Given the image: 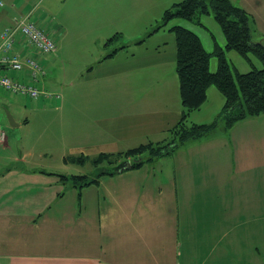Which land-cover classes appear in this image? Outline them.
Listing matches in <instances>:
<instances>
[{
  "label": "crops",
  "instance_id": "crops-1",
  "mask_svg": "<svg viewBox=\"0 0 264 264\" xmlns=\"http://www.w3.org/2000/svg\"><path fill=\"white\" fill-rule=\"evenodd\" d=\"M44 1L8 0L10 5L0 13V21L10 25L13 17L33 11L32 20L49 35L56 33L57 36L58 30L51 27V20L45 19V13L39 10V3ZM172 1L163 0L158 6L166 10ZM231 1L253 20L255 39L264 38V0ZM46 4L51 8V0ZM47 12L51 15V11ZM175 25L178 24L172 26ZM178 26L192 31L200 39L196 31L182 24ZM64 38H61L63 42ZM110 43L111 40H105L103 49L108 51ZM155 45L154 52L136 56L127 48L106 52L82 74L79 93L73 94L74 99L61 86L52 87L47 74L41 78L39 89L48 96H58L56 99L41 97L45 104L41 109L51 108L64 115L58 135L69 130L87 135V128H98L108 138L105 135L96 138L88 150H97L99 154L117 153L122 143L139 137L147 139L174 126L181 117L180 98L181 107L165 102L161 90L147 88L152 82L159 87L160 79L154 67L162 64L161 57L165 59L162 53L165 40L160 39ZM210 46H213L212 41ZM208 47L205 50L208 51ZM156 56H159L158 61ZM49 57L43 59L48 74L50 69L45 62ZM55 63L56 59L52 58L50 64L54 70L64 66L59 63L55 67ZM136 68L138 74L133 88L127 77ZM9 75L25 79L24 73ZM92 82L94 84L90 85ZM49 86L53 91L46 90ZM71 86L73 92L72 88L77 87ZM171 90L173 95L178 92L174 83ZM14 123L21 126L17 121ZM26 123L24 120L23 124ZM223 134L224 137L208 135L186 144L190 146L187 150L190 153L198 145L194 146V142L206 140L205 147L196 152L204 156L212 150L211 154L216 157V153L221 164L214 159L208 165L193 163L189 166L190 162L189 165H173L163 158L156 165L145 164L139 169L100 177L97 184L81 189L79 201L78 188L60 182L52 175L51 168H44L45 164L35 157L49 156L48 149L16 150L13 151L16 155L9 159L12 156L5 155L9 150L7 138L0 145V164L6 169L0 173V264H207L209 261L222 264L216 263L217 259H223L226 264H238L236 257L244 251L260 255L264 236L259 230L264 229V204L256 223L253 219L242 223L239 220L242 216L234 219L230 207L221 205L222 192L215 195L212 187L215 180H225L231 190L230 198L234 199L241 182L243 190L238 192L241 199L251 189L250 180H253L255 192L264 199V187L259 184L264 177V114L237 122ZM70 156L72 154L63 153L65 165L71 163L67 160ZM31 163L35 166H30ZM184 167L197 173L206 171V176L201 175V178L208 191L197 199L192 198L191 202L183 201L178 193V187L189 189L184 183L185 175L177 173ZM222 168L228 171L226 177ZM219 169L221 173H216ZM98 171L83 175L93 179ZM201 178H198V187ZM194 201L197 206H192ZM220 244L223 249L217 250Z\"/></svg>",
  "mask_w": 264,
  "mask_h": 264
},
{
  "label": "rangeland",
  "instance_id": "rangeland-1",
  "mask_svg": "<svg viewBox=\"0 0 264 264\" xmlns=\"http://www.w3.org/2000/svg\"><path fill=\"white\" fill-rule=\"evenodd\" d=\"M0 1V13H3L6 10V7L10 4L8 0ZM47 2L48 0L43 3L41 2L42 4L39 3V10L45 13V19L51 20V27L58 30L57 36L56 33L52 36L56 42V50L50 54L47 62H45L46 68L50 69V73L48 74L47 71V75L50 77L49 79L52 87L59 88L61 86L63 91L65 90L72 99H74V93H79L78 85L81 84L80 78L82 77V74L84 75V72L88 71L96 62H98V59L103 57V54L106 52L108 53L112 52L114 49L122 48L129 49L135 56L140 53L154 52V48L157 45H155V43H158L160 39H164L165 45H163L164 48L162 53L165 55L166 60L160 56L162 64L154 67L158 73L157 78L160 79L159 87H156L155 82H152L147 88H155L156 91L161 90L160 94H162L165 102L174 103V105L176 103V105L180 106L178 92L176 95H173L171 90L173 83L174 86H177L178 88L177 75L175 72L176 48L174 36L168 32L169 28L174 24H182L187 28L196 31L200 36L203 48L205 49L209 46L208 52L213 50V46H210V44L211 41L212 44L214 43V38L215 42L222 48L230 66L235 67L240 73L250 71L249 64L237 52L233 50L226 51L224 48V36L212 15L201 17V22H203V25L207 28V30H204L200 26L183 19H175L164 26L162 22L164 9H162L161 6H158L164 3L163 0H67L65 2L61 0H51V8L46 4ZM84 2L90 6L86 5ZM178 2H180V0H173L168 6H172ZM48 10L51 11V15L47 12ZM6 25L8 24L0 21V31ZM63 30L65 31L64 35L62 34ZM61 38H64V42ZM105 40H111V43L107 45L108 51L103 49ZM250 57L255 66L260 68L261 64L258 60L252 56ZM52 58L57 61L55 67L59 63L64 66H62V68L60 67V69L58 67L57 70H54L53 66L50 64ZM156 58V61H158L159 56H156ZM216 64V58L212 57L209 61V69L211 72L216 70ZM137 74V68L129 72L127 82L131 85L130 87L134 88L132 84L135 83ZM40 82L41 80L38 83V87H41ZM89 84L92 85L94 82ZM71 85L77 87L72 88L73 92L71 91ZM46 88V90L53 91L51 86ZM208 89L207 101L198 111L190 113L188 124H210L217 121L215 131L210 134V137L216 135L224 137V130L222 129L225 120L224 115H222L221 112L224 105V98L215 87H210ZM43 96L46 97L44 92L40 97ZM53 99L56 98L53 97ZM42 104H44V102L40 99L32 101L23 96L10 95L0 90V130L5 134L3 139H1L0 135V145L4 144L7 138L9 141V150L6 151L5 155L12 156L9 158L11 159L16 155V153L13 152L16 150L47 151L48 149L51 152L49 156L43 155L41 158H38L37 156L35 157L39 162L45 164L44 168H51V173H57L60 175L66 174L70 176L91 174L95 170L92 164V159L99 154V151H89L88 146L96 138H101L103 135L106 136L105 138H108V135L105 132L102 134L98 128H87V132L89 133L87 135H79V133H75L71 130L65 131L62 136L58 135L60 134L59 128L65 121V119H63L64 115H61L58 111L51 108L42 110ZM3 108L11 114L14 121L21 123V126H10L6 120ZM24 120H27L28 123L23 124ZM244 129L245 128H243V130ZM54 133L56 135H54ZM82 134L85 133L82 132ZM167 139V132L151 135V137L147 139L140 137L135 138L128 143H122L120 145V151L118 152L135 148L148 141L156 143ZM204 141L206 140L194 142V146L198 145L193 151L191 150L190 153H187L190 146H186L187 142H185L172 156L163 158L167 159L166 161L168 163H173V165L181 163H183V165H189V162V166H192L193 163L208 165L209 161L211 162L214 159L217 160L218 155L215 153V157L211 154L212 150H209L205 155L203 154L204 156H199L202 153L199 152L198 155L196 151L205 147L203 144ZM63 153H65V155L72 154V156L74 155L75 157H78L81 154L84 156L88 154V159L83 164L71 162L65 165L62 157ZM186 155H188V158ZM163 158L158 159L152 165H156L159 161L163 160ZM217 162L221 164L219 160H217ZM165 164L167 163L165 162ZM30 166H35V164L31 163ZM217 168L218 167H216V169ZM5 170L4 165L0 164V173H3ZM221 170L226 177L228 171L226 172L223 168ZM221 170H217L216 173H221ZM205 172L206 171L199 173L196 171L193 172L191 171V168L187 169L186 167L177 172L185 175L184 183L189 188L178 187L179 197L183 201L191 202L192 198L195 197V199H197L199 195L203 196L204 191H208L204 186L205 182L202 181L203 179L201 178V175L206 176ZM189 174L191 176L187 177ZM88 177L91 178V176ZM198 178H201L200 181H202L199 183V187ZM205 180L208 179L206 178ZM67 184L70 185L71 183L68 182ZM250 184L251 189L240 199L238 198V192L243 190V188H240V182L237 197L234 198L235 200L230 198L229 194L231 190L225 183V180H215V186L212 187L215 195L222 192L221 205L224 207H230L234 219H238L239 216H242V220L239 219L242 223L245 222V219L248 221L253 219L256 223L264 204V199L260 198L254 190L256 182L250 180ZM259 184L264 187V177L259 180ZM212 195L213 194H210V196ZM178 201V203L182 205L180 199H178ZM195 202L196 201L192 203V206H197ZM199 214L202 215L201 213ZM259 231L263 232L262 235L264 236L263 227H261ZM261 243L260 255L251 251H244L236 257L238 264H240V262L241 264H264V237H262ZM184 249L185 244L183 246V250ZM218 249H223V245H217V250ZM217 262L226 264L223 259H217L216 263ZM207 264L214 263L209 261Z\"/></svg>",
  "mask_w": 264,
  "mask_h": 264
},
{
  "label": "trees",
  "instance_id": "trees-1",
  "mask_svg": "<svg viewBox=\"0 0 264 264\" xmlns=\"http://www.w3.org/2000/svg\"><path fill=\"white\" fill-rule=\"evenodd\" d=\"M206 15H212L220 27L226 51L237 52L249 64L250 71L240 73L230 66L214 38L213 50L208 52L192 31L178 25L170 27L169 32L175 40V70L182 105L179 121L168 129L167 140L156 143L148 141L123 152L98 154L92 159L94 169L99 170L92 176L93 179L86 175L65 176L52 173L60 182H70L78 188V201L81 189L97 184L100 177L152 164L158 159L172 156L185 142L200 140L214 132L217 121L210 124H188L190 113L198 111L207 101V89L210 87H215L224 98L221 112L225 120L222 130L225 132L237 122L264 114V38L255 39L253 20L245 11L231 0H182L164 10L162 22L165 26L175 19H183L207 30L201 23V17ZM250 56L258 60L260 68L255 66ZM212 57L217 61L214 72L209 69ZM7 75L9 72L2 73V76ZM87 159L88 156L84 155L67 158L77 164H83ZM128 160L131 161V167L120 169L122 162Z\"/></svg>",
  "mask_w": 264,
  "mask_h": 264
},
{
  "label": "built area",
  "instance_id": "built-area-1",
  "mask_svg": "<svg viewBox=\"0 0 264 264\" xmlns=\"http://www.w3.org/2000/svg\"><path fill=\"white\" fill-rule=\"evenodd\" d=\"M31 14L33 11L13 17L11 24L0 31V88L8 94L37 101L44 92L37 83L47 74L43 59L56 50V42L38 22L32 20ZM4 71L24 73L25 79L2 76ZM45 96L51 95L45 93ZM0 135L3 139L2 130Z\"/></svg>",
  "mask_w": 264,
  "mask_h": 264
},
{
  "label": "water",
  "instance_id": "water-1",
  "mask_svg": "<svg viewBox=\"0 0 264 264\" xmlns=\"http://www.w3.org/2000/svg\"><path fill=\"white\" fill-rule=\"evenodd\" d=\"M3 110H4V114H5L8 124L12 127H15L16 125L14 123V119L11 116V114L5 108H3ZM119 167H122L120 169H128L131 167V163L130 161H125V162H122V164Z\"/></svg>",
  "mask_w": 264,
  "mask_h": 264
}]
</instances>
